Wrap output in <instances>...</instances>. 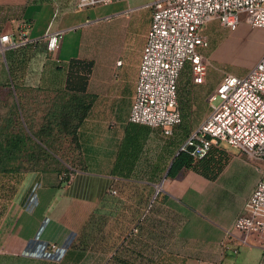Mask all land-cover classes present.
<instances>
[{"label":"crops","instance_id":"1","mask_svg":"<svg viewBox=\"0 0 264 264\" xmlns=\"http://www.w3.org/2000/svg\"><path fill=\"white\" fill-rule=\"evenodd\" d=\"M154 1L0 0V34L25 39L0 54V102L10 95L36 117L66 88L72 61L90 64L83 92L92 98L75 166L64 163L71 178L55 169L15 177L0 264H264V236L242 244L233 231L263 161L237 149L213 179L188 168L167 176L178 145L208 115L205 80L178 81L182 120L171 136L128 121ZM53 32L60 45L49 51Z\"/></svg>","mask_w":264,"mask_h":264},{"label":"built area","instance_id":"2","mask_svg":"<svg viewBox=\"0 0 264 264\" xmlns=\"http://www.w3.org/2000/svg\"><path fill=\"white\" fill-rule=\"evenodd\" d=\"M111 1L78 0L77 7ZM151 8L128 121L158 128L171 136L182 120L177 86L186 64L193 82H204L206 66L198 51L208 45L201 33L203 26L217 19L235 30L239 15L244 13L252 28H264V0H155ZM60 39L61 32L48 34L47 49L56 51ZM24 41L15 42L8 34H0V54ZM208 102L210 112L178 145L175 155L184 152L202 159L213 149L223 150L220 144L226 142L248 158L264 162V53L245 75L225 74ZM71 175L62 173L59 179L65 181ZM233 231L242 244L251 235L264 236V172L233 222Z\"/></svg>","mask_w":264,"mask_h":264},{"label":"rangeland","instance_id":"3","mask_svg":"<svg viewBox=\"0 0 264 264\" xmlns=\"http://www.w3.org/2000/svg\"><path fill=\"white\" fill-rule=\"evenodd\" d=\"M201 33L206 37L208 45L206 47L198 48L199 53L202 54L204 58V63L206 66V72L204 77V87L206 88V93L208 96L214 91L215 87L218 85L222 77L231 73L237 76L245 75L249 69H251L258 59L264 53V28H252L246 21V15L241 13L239 15V23L235 30H230L219 23L217 19H212L208 21L202 28ZM75 70L77 69L79 76L85 75V67L83 64L70 63V67ZM190 71L188 64H186L183 69L179 80L189 79ZM2 94V100L5 99L6 102H0V131L3 135L8 136L9 134H16L17 132H27L23 124L22 118L17 113L11 111L12 105L9 102L12 96H5ZM207 112H210V105L207 102ZM208 112V113H209ZM44 112H39L32 123H29L28 119H25L29 123L32 129H37L42 123V116ZM51 119V118H50ZM49 119V120H50ZM56 120L49 122L48 126L45 127V131H50V135H53V141L51 137L47 138V145L52 150L43 146H40L38 142L31 138L34 144L39 145V147L34 148L30 151L22 153V168L23 170L29 168H50L53 166H58L60 170H63L66 163L71 166L73 164V158L76 155L74 149V142L71 140L69 134V128L75 122L67 118L62 119L61 125H56ZM221 148L225 151L236 152L237 148L222 142L220 144ZM56 152L61 158L59 162H54L51 159V155ZM58 163V164H57ZM15 176L9 173H0V224L3 222L4 217L9 209L11 203V198L13 194V189ZM176 264V263H171Z\"/></svg>","mask_w":264,"mask_h":264},{"label":"trees","instance_id":"4","mask_svg":"<svg viewBox=\"0 0 264 264\" xmlns=\"http://www.w3.org/2000/svg\"><path fill=\"white\" fill-rule=\"evenodd\" d=\"M71 63L80 62L72 61ZM89 68L90 64H87L85 67V75L81 77L78 75L77 69L74 70L72 66L70 67L66 88L55 92L52 96L48 97L47 100L45 99V102L43 103L44 106L41 110V112H44L42 116V123L37 129H32L29 125V123L33 122L34 116H24L18 102H13L11 104V111L17 113L20 118H22L27 132H17L16 134H9L6 136L0 131V173H9L17 177L22 172L29 170H60L58 166L44 169L29 168L26 170L20 168L23 160L21 156L25 150L30 151L36 147L38 148L39 145L46 148L47 152L48 149L51 150L47 145L48 140L46 139L51 137L52 134H49L50 131H45V127L43 126H48L47 124L54 119L57 121L56 125L58 126L62 124L63 118L64 120L69 118L70 120L75 121L73 122L74 124L67 129H70L69 134L71 136V140L74 142L75 151L79 148L77 129L82 124L92 104V98L83 92ZM25 119H28L29 123L26 122ZM31 138H34L39 145L34 144ZM51 140L53 141V135ZM227 158L228 156L226 151H217L216 149H213L208 156L202 159H195L184 152H180L175 155L174 152L171 158V165L167 171V176L175 177L181 169L188 168L205 174L209 178L213 179L216 177ZM51 159L54 162H59L61 158L56 152H54V154L51 155ZM62 160L66 163V160L63 158ZM63 171L67 173L69 171L68 167H65Z\"/></svg>","mask_w":264,"mask_h":264},{"label":"water","instance_id":"5","mask_svg":"<svg viewBox=\"0 0 264 264\" xmlns=\"http://www.w3.org/2000/svg\"><path fill=\"white\" fill-rule=\"evenodd\" d=\"M170 165H171V163H170ZM170 165H169V167H170ZM169 167H168V169H169Z\"/></svg>","mask_w":264,"mask_h":264}]
</instances>
